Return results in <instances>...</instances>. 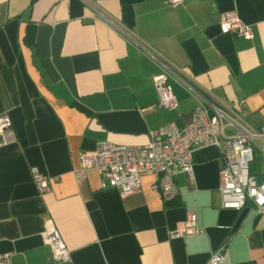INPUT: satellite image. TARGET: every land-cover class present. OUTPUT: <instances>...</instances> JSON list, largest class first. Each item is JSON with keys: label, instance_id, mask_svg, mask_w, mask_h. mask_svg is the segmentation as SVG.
I'll list each match as a JSON object with an SVG mask.
<instances>
[{"label": "crops", "instance_id": "0c3cea01", "mask_svg": "<svg viewBox=\"0 0 264 264\" xmlns=\"http://www.w3.org/2000/svg\"><path fill=\"white\" fill-rule=\"evenodd\" d=\"M236 12L252 27L247 41L222 34L219 17ZM163 60L176 74L178 102L158 107L154 80ZM202 103L222 111L225 134L264 126V0H0V118L12 135L0 147V254L10 264H264V214L251 201L223 209L222 154L193 152L195 179L173 178L166 201L146 176L128 196L100 188L97 173L80 184V155L102 142L144 145L149 132L185 127ZM237 126H232L230 122ZM250 173L264 182V140ZM50 179L42 193L32 170ZM195 214L203 233L171 239ZM51 219L71 251L55 263L41 233Z\"/></svg>", "mask_w": 264, "mask_h": 264}, {"label": "built area", "instance_id": "2783aa9c", "mask_svg": "<svg viewBox=\"0 0 264 264\" xmlns=\"http://www.w3.org/2000/svg\"><path fill=\"white\" fill-rule=\"evenodd\" d=\"M183 0H166V5L177 8ZM222 34H235L247 41H252V27L245 24L236 12L222 14L218 19ZM158 62L161 74L155 78L161 110L172 111L178 108L177 99L171 87V80L176 78L173 70L161 59ZM222 111L208 103H202L194 112L189 123L179 128L174 123L151 130L149 141L144 145H121L111 142L100 143L95 151L80 155V167L74 171L76 181L80 184L88 172H95L100 177V188L104 191L115 190L121 196L138 192L142 179L146 176L158 177L153 186L160 190L166 201L174 199L177 188L173 178L185 174L190 182L195 179L193 152L195 149L215 147L222 154L220 170L221 202L223 209L242 210L249 200L257 214H264V182H257L250 173L253 162V146L256 139L264 140V126L259 130L238 127L234 136L225 134L226 123ZM12 135V122L7 116L0 118V147ZM33 182L42 193L50 191V179L32 170ZM204 228L198 225L195 214H190L186 221L179 223L171 233V239L190 238L203 233ZM43 243L50 248L55 263L71 259V251L63 241L54 222L48 219L41 233ZM225 260L224 247L212 253L208 264H222ZM10 254H0V264H10Z\"/></svg>", "mask_w": 264, "mask_h": 264}, {"label": "rangeland", "instance_id": "374dc122", "mask_svg": "<svg viewBox=\"0 0 264 264\" xmlns=\"http://www.w3.org/2000/svg\"><path fill=\"white\" fill-rule=\"evenodd\" d=\"M253 148H254V146H253Z\"/></svg>", "mask_w": 264, "mask_h": 264}]
</instances>
